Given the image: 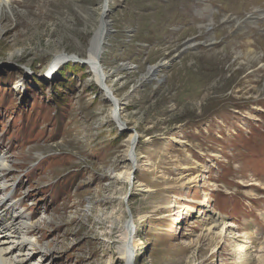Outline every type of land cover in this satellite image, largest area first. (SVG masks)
<instances>
[{
    "label": "rangeland",
    "instance_id": "374dc122",
    "mask_svg": "<svg viewBox=\"0 0 264 264\" xmlns=\"http://www.w3.org/2000/svg\"><path fill=\"white\" fill-rule=\"evenodd\" d=\"M256 3L264 0H108L106 15V0H12V13L3 6L0 154L14 161L12 199L33 220L46 215L36 235L52 248L44 264H124L108 230L129 208L140 239L135 264H234L231 247L203 235L194 216H179L180 204L220 212L236 232L252 222L264 233V66L247 56L252 26L236 23ZM101 13L104 69L135 66L109 79L123 102L122 127L84 60ZM191 38L202 43L187 47ZM56 50L78 58L48 74ZM165 56L171 64L135 90ZM135 130L140 190L111 175L126 166ZM263 248L251 247L257 256Z\"/></svg>",
    "mask_w": 264,
    "mask_h": 264
},
{
    "label": "bare ground",
    "instance_id": "6f19581e",
    "mask_svg": "<svg viewBox=\"0 0 264 264\" xmlns=\"http://www.w3.org/2000/svg\"><path fill=\"white\" fill-rule=\"evenodd\" d=\"M3 6H7L12 13V0H0V22L3 14ZM108 8V0H106V4L103 5L104 11H102L104 15L107 14ZM102 13L100 14L101 26L91 39L90 46L84 60L95 75L96 81L101 86L104 97L110 99L111 105L114 106L111 113L112 121L117 123L119 127H122L125 122L120 118L118 109L121 108L123 102L121 98H118L115 95L114 84L109 82V79L121 70H129L135 66L124 62L115 68L109 70L104 69L101 63V57L108 34L109 24L107 21L102 20ZM263 22L264 4L258 3L252 4L250 12L246 18H236V23L239 26V29H241L240 31H244L247 24L252 26L251 33L253 37L250 40L251 46L247 52L249 60L256 61L264 66V51L259 43V35L262 31L261 24ZM2 30L3 28L0 27V31ZM199 42L201 41H192L191 38L186 42V46L194 47ZM214 42L217 41L211 40L209 44ZM14 52L15 51L11 52L10 59L14 58ZM18 52H20V50H17V53ZM20 55L23 56L22 53ZM53 56V60L47 67L48 74H51L52 71H56L67 57L78 58V56L69 55L63 50H56ZM171 62L172 58L165 56L162 57L160 61L148 65L146 71L136 80L133 88L136 90L138 87L141 88L149 81L156 79L158 73L162 71L163 68L168 67ZM160 80L161 79H159V81ZM138 137L139 132L137 130H135L134 133H131L129 137L128 148L125 154L127 160L125 162L126 166L120 171L111 172L112 178H114L115 181L125 183L126 187H129L131 190H140V186H144V183L139 180H134L133 177V169L139 164V153L136 147ZM13 162L14 161L6 154H0V219L11 213V216L8 219L0 221V264H44L43 259L52 252V248L46 243H43L41 239L36 238V235L41 231V221H44L46 215L44 218L43 214L39 217V219L33 220L30 213H28L24 208H20L17 200L12 199L13 190H11V188L13 189L15 182L10 176V171L13 169ZM208 170L209 169L207 168L203 169V171ZM201 171L202 170L197 172L195 175H191L189 173L191 176L189 175L186 182H195L203 175ZM259 182H254V184H258ZM122 199H126V194L122 197ZM203 201H208L207 194H205ZM206 202H203L205 207H207ZM168 205V202L164 204L166 207ZM158 206L160 205H157V207ZM177 214L185 217L194 216L195 218L191 219V222H202L203 226L201 228V233L203 235L209 237L216 235L219 236L223 243L231 247V254L235 261L234 264H264V248L262 246L264 245V233L254 229L252 222H246L244 231L240 233L236 232L233 228L235 223L227 220L223 214L215 210L211 211L208 209L202 211L187 204H180ZM262 216L264 218V213H262ZM124 218L125 219H123L121 223L115 219L110 221L108 230L110 233L109 238L111 242H113L116 249L117 259L123 261L124 264H135L140 239L135 237L138 228L134 214L130 208L128 210V214L125 215ZM50 219L54 220L53 218ZM251 244L262 247L263 253L259 256L254 255L251 249L253 245L250 247Z\"/></svg>",
    "mask_w": 264,
    "mask_h": 264
}]
</instances>
